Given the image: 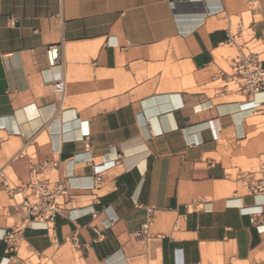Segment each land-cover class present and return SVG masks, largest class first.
I'll list each match as a JSON object with an SVG mask.
<instances>
[{
    "label": "crops",
    "instance_id": "1",
    "mask_svg": "<svg viewBox=\"0 0 264 264\" xmlns=\"http://www.w3.org/2000/svg\"><path fill=\"white\" fill-rule=\"evenodd\" d=\"M233 35L264 62V0H0V171L18 193L0 189V264H264L247 182L263 97L212 80ZM37 179L67 189L50 231L16 205Z\"/></svg>",
    "mask_w": 264,
    "mask_h": 264
},
{
    "label": "built area",
    "instance_id": "2",
    "mask_svg": "<svg viewBox=\"0 0 264 264\" xmlns=\"http://www.w3.org/2000/svg\"><path fill=\"white\" fill-rule=\"evenodd\" d=\"M237 35H233L230 39V45L236 47L235 55L228 58V66L221 68L219 72L213 77V81L217 82L220 89L225 92H234L241 94L245 98H253L261 95L263 99L256 106L255 113L264 116V62L257 51L252 48L244 46L236 42ZM264 45V40H260ZM60 46L51 45L47 49L48 63L54 67L60 60ZM54 91L58 94H64L65 82L63 80L57 81L54 85ZM53 166H57L53 163ZM32 173H36L37 168L31 167ZM255 176L248 179L251 174L243 172L238 176L239 180L248 182V190L253 195H264V165L254 172ZM4 188L8 191L9 196L15 200L18 195L16 187H10L7 183L6 177L0 171V189ZM28 197L21 203L16 205L22 206L28 213L29 224L41 223L42 229L50 231L53 228V223L58 215L64 212L59 198L67 194V189L60 184H51L49 181L32 180L26 186ZM261 210L259 214H262ZM257 215V214H254ZM254 223L255 221L252 220ZM152 221L149 219L143 227V232L149 229ZM258 233L264 236V224L257 226ZM12 230L5 237V240L12 241V250L16 249V233Z\"/></svg>",
    "mask_w": 264,
    "mask_h": 264
},
{
    "label": "rangeland",
    "instance_id": "3",
    "mask_svg": "<svg viewBox=\"0 0 264 264\" xmlns=\"http://www.w3.org/2000/svg\"><path fill=\"white\" fill-rule=\"evenodd\" d=\"M250 48H252L254 51H260L262 48H259L258 47V44L257 43H253L250 45ZM236 51L233 50V53L232 55H235ZM26 256V254H24ZM34 263H36V260H34Z\"/></svg>",
    "mask_w": 264,
    "mask_h": 264
}]
</instances>
